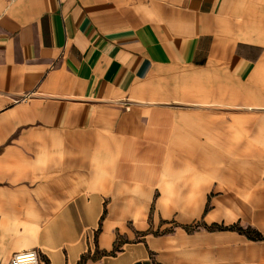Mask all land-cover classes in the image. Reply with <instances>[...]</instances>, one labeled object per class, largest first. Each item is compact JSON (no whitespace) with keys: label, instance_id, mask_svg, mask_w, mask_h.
<instances>
[{"label":"crops","instance_id":"0c3cea01","mask_svg":"<svg viewBox=\"0 0 264 264\" xmlns=\"http://www.w3.org/2000/svg\"><path fill=\"white\" fill-rule=\"evenodd\" d=\"M264 264V0H0V264Z\"/></svg>","mask_w":264,"mask_h":264},{"label":"built area","instance_id":"2783aa9c","mask_svg":"<svg viewBox=\"0 0 264 264\" xmlns=\"http://www.w3.org/2000/svg\"><path fill=\"white\" fill-rule=\"evenodd\" d=\"M10 264H42V260L38 251L28 250L15 254Z\"/></svg>","mask_w":264,"mask_h":264}]
</instances>
